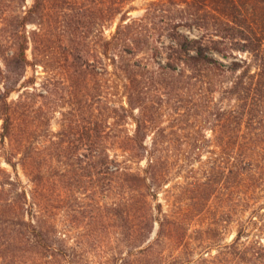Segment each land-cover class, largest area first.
Returning a JSON list of instances; mask_svg holds the SVG:
<instances>
[{
  "label": "rangeland",
  "instance_id": "rangeland-1",
  "mask_svg": "<svg viewBox=\"0 0 264 264\" xmlns=\"http://www.w3.org/2000/svg\"><path fill=\"white\" fill-rule=\"evenodd\" d=\"M40 2L29 14L36 0H0V182H17L0 187V203L26 189L23 217L40 221L47 239L36 248L16 224L17 206L7 207L0 264H261L254 255L264 253V181L243 175L248 164L235 168L214 115L231 102L230 75L210 85L136 81L151 101L145 147L153 160L137 147L135 119L123 110V59L179 67L177 57L199 42L223 47L219 33H238L225 40L228 57L210 56L254 64L238 37L243 27L216 33L197 25L202 5L192 0ZM206 95L213 109L204 108ZM6 109L13 133L4 141ZM92 152L98 158L87 157ZM101 152L109 166L98 164Z\"/></svg>",
  "mask_w": 264,
  "mask_h": 264
},
{
  "label": "trees",
  "instance_id": "trees-1",
  "mask_svg": "<svg viewBox=\"0 0 264 264\" xmlns=\"http://www.w3.org/2000/svg\"><path fill=\"white\" fill-rule=\"evenodd\" d=\"M195 3H201V13L197 11L196 24L205 28L214 30L216 33L223 31V25L231 27V23L235 26H241L242 30L240 39L244 41V51H248L253 56L254 64H250L247 61L242 64L238 61H233L231 65L224 63L223 61L216 59L210 54L213 51H219L224 56L228 57L227 43L225 40H235L238 33H219L223 38L221 41H216L215 44L220 46H213L210 43L199 42V46L192 47L186 55H180L179 60L181 64L179 67H175L171 64L162 65L157 69H150L146 64H137L129 59H123L124 67L127 78L130 81L128 87V104L129 108L123 107V110L127 112V116H133L136 122V131L133 139L137 143V147L143 148L145 151L150 152L151 160L155 156L154 151H149L145 147V141L148 137L147 129L150 123L153 122V117L149 114V106L151 104L150 98L147 94V86H140L143 82H136L141 78L147 80L152 78L166 79L167 82H163L167 86H176L179 82H182L185 78L190 80L196 79L198 83L203 82L204 85H210L215 79L223 76L230 75L231 83L229 87L225 89V92L229 95L228 98L231 102L226 107H217L214 115L218 114V121L220 131L228 136V145L232 148V157L235 161V168H239L242 164H248L245 167V173H247L253 181H264V0H192ZM40 0H36L33 8L30 9L29 14L38 13V4ZM209 4H215L216 7L212 9L216 12L213 15L215 18L213 21L209 20L210 14L207 9L211 8ZM201 14V15H200ZM246 32V33H244ZM214 43V42H213ZM107 48L110 47V42H106ZM197 48V49H193ZM127 52L126 49L123 53ZM24 62H27V57H22ZM256 67L254 69L253 67ZM188 71L195 73L194 76L188 75ZM90 72L87 73V76ZM150 75V76H149ZM218 84V80H217ZM210 94L211 90L208 88ZM211 104H214V99L206 95V102L204 108L206 110L213 109ZM139 109L140 115H135L134 110ZM132 112V113H131ZM5 117H1L3 120L4 134H2V140H6L13 133V127L11 123L12 112L10 109H6ZM224 144V143H223ZM88 146V145H87ZM93 149H91L92 151ZM90 151V152H91ZM100 161L98 164L108 165L110 164L109 156H104V153H100ZM103 154V155H102ZM87 157L92 159L98 158L93 152L89 153ZM91 159V160H92ZM13 167L14 171L16 166L11 161H8ZM24 165V164H23ZM7 174V171H4ZM35 182L38 179L35 177ZM6 185H12L17 187V182L8 181L0 182V187ZM5 189H0V193H4ZM28 192L26 189L18 191L15 195V199L10 202L9 205H3L0 203V212H7V207L15 208L19 213L16 214L19 217L17 225L29 231V236L32 240H35L34 245L36 248L41 246L42 241L47 238L42 230L40 221L36 219L26 220L24 216L23 202L27 203ZM38 205V203H35ZM3 207V209H2ZM6 207V208H5ZM36 218V217H35ZM38 218V217H37ZM2 224H6L3 222ZM0 236H8L6 232L0 229ZM12 239V237L10 238ZM238 243V242H237ZM48 251L53 248L46 244L43 245ZM2 250V249H0ZM255 252V251H254ZM255 262H261L264 264V253L260 254L255 252ZM252 261V260H251ZM7 264V261H6ZM9 264H27L26 261L12 260ZM32 264H38L37 260Z\"/></svg>",
  "mask_w": 264,
  "mask_h": 264
}]
</instances>
